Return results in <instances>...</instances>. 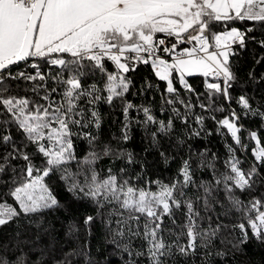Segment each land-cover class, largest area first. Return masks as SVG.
Masks as SVG:
<instances>
[{"label":"snow or ice","instance_id":"1","mask_svg":"<svg viewBox=\"0 0 264 264\" xmlns=\"http://www.w3.org/2000/svg\"><path fill=\"white\" fill-rule=\"evenodd\" d=\"M236 21L250 26L243 31L229 27ZM216 24H223L225 30L213 31ZM257 26L264 27V0H0V145L7 149L0 152V178L11 173V179L3 182L14 185L9 195L15 203L13 206L0 201V226L21 214L36 215L58 207L59 201L45 179L59 172L60 179L67 182L68 191L89 198L101 210L111 206L109 215L118 217L114 221V236L121 239L126 233L128 237L139 236L141 218L145 220L143 238L147 247L137 256H145L148 264H165L173 257L174 248L187 256L195 251L198 238L207 241L215 237L221 226L197 231L200 213L192 200L180 199L186 195L184 189L195 183L188 160L180 169L182 179L171 184L149 181L145 186H138L130 176L121 178L126 175L124 168L116 174L109 168L108 174L101 178L96 164L102 157L116 156L132 163V154L114 150L107 144L102 151H96L99 136L85 129H100L102 117L96 109L99 102L112 105L119 100L125 118L122 138L125 142L129 139V111L136 106L124 102L132 86L127 74L140 65L150 66L158 80L166 82L165 102L172 106L174 117L183 124L189 123L197 106L204 112H223V107L214 108V102L217 97H223L226 102L232 99L229 90L236 78L230 64V57L235 54L233 47H245L248 34ZM259 43L264 47V40ZM38 60L49 66L48 73L41 71ZM22 62L34 72L13 73L12 68ZM108 63L114 71H108ZM52 67L60 71L52 75ZM85 68L99 71L106 78L102 88L95 83L88 86L82 83ZM196 74L205 79L207 103L201 101V94L186 79ZM19 80L32 84L35 98L7 94L9 82ZM48 81L62 86L63 91L49 88ZM174 81L185 92L194 94L197 104L192 103L191 97L182 98ZM152 87L147 83V88ZM53 94L60 99H55ZM177 104L183 107V112ZM239 104L245 116L264 121V110L253 107L248 98L240 96ZM139 110L143 111L146 124H158L157 131L152 133L154 140L158 134L167 135L174 130L173 119L158 121L150 108ZM194 119L200 130L192 129L190 135L199 137L205 117L195 115ZM211 119L218 125L217 132L226 129L235 145L248 148L242 142L241 116L235 110L223 119L216 120L215 116ZM12 126L23 133L26 143L18 146L11 134ZM74 137L87 140L90 145L91 150L82 158L76 155ZM249 137L256 145L252 149L255 162L264 166V141L256 131L250 132ZM29 146L34 148L32 153L26 150ZM228 151L225 165L229 174L216 179L215 184L223 183L232 210L244 218L237 225L241 234L239 242L246 243L249 232L253 238L264 241V210H261L264 200L253 197L246 205L233 195L235 190L251 189L259 169L254 164L250 170H243L235 155L236 148L229 145ZM34 155L42 157L43 167H37ZM17 160H22L23 166L17 168L13 164ZM73 162L75 170L69 167ZM198 187L206 194L211 193L210 183H201ZM203 203L207 209V196ZM182 205L187 208V244H167L160 236L163 218L171 216L173 209H180ZM94 219L87 217L85 225ZM128 254L131 256L132 252L129 250ZM0 264H30V261L22 254H0ZM62 264H71V261Z\"/></svg>","mask_w":264,"mask_h":264},{"label":"trees","instance_id":"2","mask_svg":"<svg viewBox=\"0 0 264 264\" xmlns=\"http://www.w3.org/2000/svg\"><path fill=\"white\" fill-rule=\"evenodd\" d=\"M249 26V23L240 21L229 25L241 31ZM212 30L224 31L225 26L216 24ZM261 40H264V27L257 26L255 31L248 34L245 49L230 57L231 69L236 77L229 90L232 99L226 102L223 97H217L214 102V108L223 107V112H204L197 106L193 109V115L189 117V123L183 124L174 117L172 106L165 102L168 98L165 93L166 82L159 81L150 66L140 65L136 71L127 74L132 86L125 95L124 102H131L136 106L129 111L127 130L129 139L125 142L122 138L125 118L123 104L119 100H115L112 105L104 101L99 102L96 109L102 117L100 129H85L99 136L95 146L96 151H102L103 145L107 144L114 150L132 154V163H128L126 158L102 157L96 164L101 178L108 174L109 168L114 174L124 168L126 175L121 178L130 176L133 178L132 182L138 186H145L149 181L171 184L177 179H182L180 169L183 162L185 160L190 162L195 183L184 189L186 195L180 199L192 200L195 210L200 213V218L197 220L200 227L197 231L208 230L210 226L221 227L216 236L210 240L204 241L198 238L195 251H190L187 256L180 255L177 248H174L173 257L166 260L165 264H264V241L253 238L249 232L247 242L243 244L239 242L241 234L237 225L244 218L240 213L232 210L223 183L215 184L216 179H222L224 175L229 174L225 161L229 159L228 146L231 145L236 148L235 155L243 170H250L254 164L259 169L254 186L244 192L235 190L233 195L242 199L246 205L253 197L264 200V166L255 162L252 149L256 145L249 137L250 132L256 131L264 141V121L259 117L245 116L239 104V97L245 96L253 107L264 110V47L259 43ZM186 46L188 45H182V47ZM36 62L40 63L41 71L49 72L46 63L39 60ZM28 63L30 64L31 61ZM106 66L109 72L114 71L111 63ZM24 70L28 73L34 72V69L23 62L12 68L13 73ZM58 71L60 69L57 67L51 68L52 75ZM84 71L86 75L82 83L85 86L95 83L103 87L106 78L99 71L93 72L89 68H85ZM186 79L196 93L201 94V101L207 103L204 77L196 74ZM147 83H151L153 87L147 88ZM174 83L180 90L182 98L187 100L191 97L192 103L197 104L194 94L185 92L178 81ZM9 84L10 90L7 94L35 98L31 92L30 82L19 80L10 81ZM48 87H57L60 92L63 91L62 86L52 81H48ZM53 96L57 100L60 99L57 94ZM85 107L87 110L88 106ZM142 107L150 108L151 114L158 121L167 122L170 118L173 119L174 130L167 135L158 134L154 140L152 133L157 131L158 124L144 122V113L139 110ZM176 107L180 108L181 112L184 111L181 105L177 104ZM231 110H235L241 116L239 123L243 126V131L240 135L242 142L248 145V148L235 145L226 129L221 128L217 132L218 125L211 119L212 116H215L216 120L223 119ZM195 115L205 117L199 137L190 135L192 129L200 130V126L195 122ZM73 131L77 129L74 128ZM11 134L18 146L26 143L23 133L14 126L11 128ZM73 139L77 157H84L91 150L87 140L75 137ZM6 150L0 145V152ZM26 150L32 153L34 148L29 146ZM33 161L37 167H43L42 157L34 155ZM13 164L19 168L24 162L17 160L13 161ZM209 164L214 165V169L208 167ZM69 167L75 170V163L73 162ZM60 176L61 173L57 172L45 179V183L57 197L59 206L41 214L29 216L21 214L18 218L0 226V254L8 256L22 254L30 264H62L66 260L71 261V264H148L145 256H137V253L143 252L147 247L143 238L145 220L141 218L139 236L128 237L127 233L123 239L114 236V221L118 217L109 215L111 206L101 210L89 198L73 194L68 191L67 182L61 180ZM10 179V172L0 178V201L15 206L13 198L9 195V190L14 185H5L3 182ZM201 183L212 185L210 194H206L198 187ZM152 190H156L155 184L152 185ZM205 196L209 203L207 209L203 203ZM197 197L200 199L197 200ZM89 216L95 219L89 225H85V220ZM186 223L187 208L184 205L180 209L174 208L171 216L163 218L160 236L167 244L186 245L188 240ZM129 250L132 252L131 256L128 254ZM68 253L73 255L67 256Z\"/></svg>","mask_w":264,"mask_h":264},{"label":"built area","instance_id":"3","mask_svg":"<svg viewBox=\"0 0 264 264\" xmlns=\"http://www.w3.org/2000/svg\"><path fill=\"white\" fill-rule=\"evenodd\" d=\"M245 46H246V44H245ZM244 49H245V47L241 48V47H239V46L237 45V46H234V47H233V52H234V53H239L240 51H242V50H244ZM165 58L170 59V58L167 57V56H165Z\"/></svg>","mask_w":264,"mask_h":264},{"label":"crops","instance_id":"4","mask_svg":"<svg viewBox=\"0 0 264 264\" xmlns=\"http://www.w3.org/2000/svg\"><path fill=\"white\" fill-rule=\"evenodd\" d=\"M189 46V45H188ZM188 46H186V47H188Z\"/></svg>","mask_w":264,"mask_h":264}]
</instances>
